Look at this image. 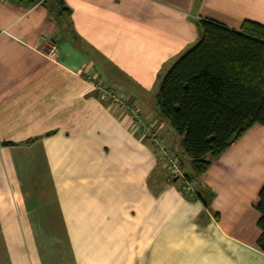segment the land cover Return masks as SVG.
I'll use <instances>...</instances> for the list:
<instances>
[{"label": "crops", "instance_id": "crops-1", "mask_svg": "<svg viewBox=\"0 0 264 264\" xmlns=\"http://www.w3.org/2000/svg\"><path fill=\"white\" fill-rule=\"evenodd\" d=\"M61 1L59 23L44 0H0V264H264L252 207L264 125L200 177L204 208L94 89L135 103L180 155L156 103L163 76L197 42L196 20L264 26V0Z\"/></svg>", "mask_w": 264, "mask_h": 264}, {"label": "trees", "instance_id": "trees-1", "mask_svg": "<svg viewBox=\"0 0 264 264\" xmlns=\"http://www.w3.org/2000/svg\"><path fill=\"white\" fill-rule=\"evenodd\" d=\"M44 3L57 22L69 17L61 0ZM195 27L197 42L165 73L156 103L159 115L180 137L181 154L173 152L185 179L194 183L193 194L184 197L209 208L212 195L201 187L200 177L247 130L264 125V26L244 21L238 30H232L199 19ZM252 207L258 214L256 246L264 254V185Z\"/></svg>", "mask_w": 264, "mask_h": 264}, {"label": "built area", "instance_id": "built-area-1", "mask_svg": "<svg viewBox=\"0 0 264 264\" xmlns=\"http://www.w3.org/2000/svg\"><path fill=\"white\" fill-rule=\"evenodd\" d=\"M50 56H54L53 49L50 50ZM94 89L98 92L100 100L110 101L111 105L128 120L132 130L142 139L149 141L157 150L158 160L167 173L168 182L176 181L183 195H192L194 183L185 179L179 158L165 145L159 129L153 123H148L142 118L137 105L116 91L102 87L99 81L95 82Z\"/></svg>", "mask_w": 264, "mask_h": 264}, {"label": "rangeland", "instance_id": "rangeland-1", "mask_svg": "<svg viewBox=\"0 0 264 264\" xmlns=\"http://www.w3.org/2000/svg\"><path fill=\"white\" fill-rule=\"evenodd\" d=\"M167 174V173H166ZM167 179V178H166Z\"/></svg>", "mask_w": 264, "mask_h": 264}]
</instances>
